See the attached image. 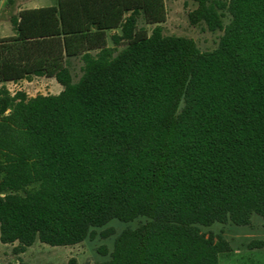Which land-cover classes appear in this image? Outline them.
Here are the masks:
<instances>
[{
    "label": "trees",
    "instance_id": "obj_1",
    "mask_svg": "<svg viewBox=\"0 0 264 264\" xmlns=\"http://www.w3.org/2000/svg\"><path fill=\"white\" fill-rule=\"evenodd\" d=\"M193 1L189 23L222 32L212 51L163 35L164 0H60L11 17L17 34L0 39L2 244L73 246L112 220L143 219L95 264H219L229 243L201 229L264 219V0ZM72 43L101 48L75 83L34 58ZM31 76L63 90L10 95L6 83Z\"/></svg>",
    "mask_w": 264,
    "mask_h": 264
},
{
    "label": "rangeland",
    "instance_id": "obj_2",
    "mask_svg": "<svg viewBox=\"0 0 264 264\" xmlns=\"http://www.w3.org/2000/svg\"><path fill=\"white\" fill-rule=\"evenodd\" d=\"M166 20L161 24L164 36L181 37L192 40L202 52L212 51L217 47L222 32H210L204 24L191 25L188 14L197 4L193 0H164ZM228 22V16L223 23ZM137 28L150 33L153 26H147L142 16L139 17ZM8 92L14 94L18 89L27 92L28 95H49L53 93L47 84H9L5 86ZM27 95V94H26ZM7 114H0V120ZM143 219L131 222L112 220L106 227L96 230L92 239L73 245L51 247L36 241L23 253H15L17 243L2 244L0 242V264H67L70 259H75L76 264H95L109 258L113 249L114 240L124 230L137 227ZM110 230L107 238L100 233ZM202 232L221 235L230 245V251L219 256V264H264V219L253 215L247 226H235L232 224H214L211 227H203ZM106 251L103 255L101 250Z\"/></svg>",
    "mask_w": 264,
    "mask_h": 264
},
{
    "label": "crops",
    "instance_id": "obj_3",
    "mask_svg": "<svg viewBox=\"0 0 264 264\" xmlns=\"http://www.w3.org/2000/svg\"><path fill=\"white\" fill-rule=\"evenodd\" d=\"M60 0H15L12 5H6L4 0L0 1V39L4 38H13L16 36V31L11 24V17L19 16L22 11L29 10H39V9H49V8H58V3ZM19 19V18H18ZM119 30H109L105 34L106 46L113 47L110 41V37L112 35H118ZM98 41L94 40L92 42L93 45H97ZM82 44L72 43L69 47L70 54H66L62 47H50L46 48L42 51H36L34 53V58L43 59V63L46 64H55L60 65L63 68L69 70L71 82L75 83L79 80L81 76V68L84 66L83 56L91 55L96 56L101 48H90L89 50H82ZM96 47V46H92ZM117 49H121L118 47ZM82 50V51H81ZM9 84H24V85H32V84H47L51 86L50 90H53V93L49 95H58L63 87L57 82L55 77L49 76H31L29 79L19 80L17 82H8L5 86ZM18 91H22L18 89ZM17 91V92H18ZM25 93V91H22ZM28 97H35L36 95H28ZM13 95V94H11ZM45 96V95H44Z\"/></svg>",
    "mask_w": 264,
    "mask_h": 264
}]
</instances>
